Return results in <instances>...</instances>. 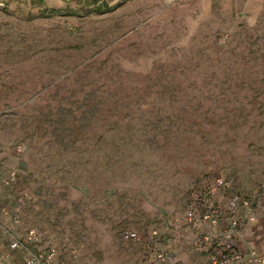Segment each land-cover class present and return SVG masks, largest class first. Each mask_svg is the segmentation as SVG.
<instances>
[{
  "label": "rangeland",
  "instance_id": "rangeland-1",
  "mask_svg": "<svg viewBox=\"0 0 264 264\" xmlns=\"http://www.w3.org/2000/svg\"><path fill=\"white\" fill-rule=\"evenodd\" d=\"M258 2L0 0V248L35 228L34 248H53L52 264H147L144 241L121 234L156 229L182 264L201 257L187 213L264 182ZM98 4L114 9L92 11ZM45 8L76 14L45 17ZM80 78L89 95L131 107L129 155L112 168L99 153H58L45 130L59 99L87 92ZM216 177L229 181L226 195L211 191ZM262 223L264 204L241 227V249L264 254ZM10 254L3 264H25L22 251Z\"/></svg>",
  "mask_w": 264,
  "mask_h": 264
},
{
  "label": "built area",
  "instance_id": "built-area-1",
  "mask_svg": "<svg viewBox=\"0 0 264 264\" xmlns=\"http://www.w3.org/2000/svg\"><path fill=\"white\" fill-rule=\"evenodd\" d=\"M230 188L231 185L227 179L216 177L211 191H221L226 195ZM263 202L264 182L244 195L228 194L224 207L216 204L206 207L198 214L192 211L187 213V223L199 233L194 242V249L204 256L206 264H264L262 252L250 247L246 250L241 249L235 243L241 227L254 220ZM238 209L241 211L238 212ZM4 230L8 232L7 229ZM0 233L3 234V209ZM121 239L125 242L143 240L152 253L147 264H181L175 259V254L161 244V238L156 229L148 231L146 236L140 235L135 230H126L121 234ZM38 242H40V233L35 228H29L22 237L10 238L9 248L4 253V257L9 258L12 251L18 250L24 253L25 264H52L55 256L54 249L51 248L48 251L35 249Z\"/></svg>",
  "mask_w": 264,
  "mask_h": 264
},
{
  "label": "trees",
  "instance_id": "trees-1",
  "mask_svg": "<svg viewBox=\"0 0 264 264\" xmlns=\"http://www.w3.org/2000/svg\"><path fill=\"white\" fill-rule=\"evenodd\" d=\"M113 9L114 7H103L98 4L93 7L92 11L105 13ZM64 12L57 8L42 9L45 17L55 14H76L71 9ZM79 81L80 85L87 88V92L59 99L55 110L50 112L49 117L45 119L47 122L44 123L45 130L57 145L58 153L69 154L73 159L99 153L103 157L102 160L105 161V167L112 168L109 166V162H114L116 156L129 155L126 151L127 144L132 132L135 131L131 121V107H124L126 111L122 113L117 98L108 97L103 93L91 96L89 93L93 88L92 83L81 78ZM73 86L76 88V83ZM106 87H108L106 83L98 85V88ZM72 186L80 187L74 183ZM104 186L106 188L107 184L104 183ZM81 187H85V185Z\"/></svg>",
  "mask_w": 264,
  "mask_h": 264
},
{
  "label": "crops",
  "instance_id": "crops-1",
  "mask_svg": "<svg viewBox=\"0 0 264 264\" xmlns=\"http://www.w3.org/2000/svg\"><path fill=\"white\" fill-rule=\"evenodd\" d=\"M245 2H246V5H247V7L248 8H251V5H253V4H259V2L258 1H260V0H244ZM264 204V203H263ZM262 227H264V225H263V223H262ZM260 232V231H259ZM1 235V234H0ZM240 235L239 236H237L236 238H235V243L238 245V246H240V247H242L241 245H240ZM132 242H139V241H132ZM145 243V242H144ZM161 244H162V240H161ZM163 245V244H162ZM164 246V248L165 249H167V250H170V249H168L165 245H163ZM239 247V248H240ZM171 251V250H170ZM148 252H149V256H148V259L151 257V255H152V253L150 252V250L148 249ZM171 252H173V251H171ZM4 251H3V248H0V264H3V258H6V257H4ZM174 254H175V259L176 260H178L180 263H181V261H180V259H179V257H178V255H177V253H175V252H173ZM3 255V256H2ZM199 257V258H198ZM203 256L201 255V257L198 255L197 256V259H196V261L193 263V264H204V260H203V258H202ZM147 259V260H148ZM6 260H8V262L10 261V262H12V259H10V258H6ZM12 264V263H11ZM182 264V263H181Z\"/></svg>",
  "mask_w": 264,
  "mask_h": 264
}]
</instances>
